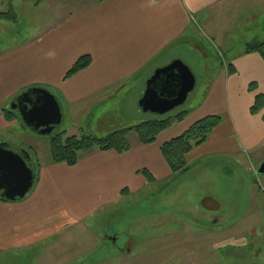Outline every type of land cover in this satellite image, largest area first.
Returning <instances> with one entry per match:
<instances>
[{"label": "crops", "instance_id": "0c3cea01", "mask_svg": "<svg viewBox=\"0 0 264 264\" xmlns=\"http://www.w3.org/2000/svg\"><path fill=\"white\" fill-rule=\"evenodd\" d=\"M255 1L254 8H246L244 0H83L64 9L40 38L14 51H0V109L27 86H46L67 110L92 96L115 93L131 77L151 75L173 59L184 60L172 53L195 44L190 32L195 31V20L219 40V30L228 28V21L237 26L243 17L255 23L264 0ZM82 55L90 56L89 65L63 79ZM224 67L210 77L205 99L189 107L183 120L160 132L154 142L141 144L137 136L131 141L128 135L130 148L125 152L92 149L79 153L73 166L50 160L40 165L37 181L23 198L0 200V256L39 251L49 240L56 242L102 208L151 183L143 171L153 180L170 176L161 145L207 115L218 113L221 122L186 155L187 163L224 156L239 162L242 154L264 149V108L250 111L255 95L264 94V59L244 52ZM0 111V129L18 122L6 121Z\"/></svg>", "mask_w": 264, "mask_h": 264}, {"label": "rangeland", "instance_id": "374dc122", "mask_svg": "<svg viewBox=\"0 0 264 264\" xmlns=\"http://www.w3.org/2000/svg\"><path fill=\"white\" fill-rule=\"evenodd\" d=\"M35 1H0V12L12 5L16 15L15 21L0 20V51H14L40 38L44 29L62 17L64 9L83 2ZM244 1L246 8L256 5L255 0ZM260 9L261 6L255 23L243 17L237 26L228 21L230 26L219 30L221 40L195 20V31L190 28L195 44L179 46L172 53L182 57L193 72L195 87L182 105L165 115L200 104L210 77L219 75L231 58L244 53L247 43L264 38V10ZM219 23L225 25L221 20ZM149 75L129 78L115 93L92 96L68 110L62 107L55 132L65 129L69 135L100 138L111 131L160 118L161 115L144 112L138 104ZM29 87L8 98L3 108ZM210 115L222 119L218 113ZM136 136L134 131L129 134L131 141ZM0 142H7L16 153L27 149L33 175L38 165L50 160V136L37 135L19 121L0 129ZM240 157V163L231 156L204 159L198 164L188 163L184 173L158 176L116 204L102 208L80 227L65 231L56 242L49 240L44 249L0 256V264H264V175L257 176L252 170L264 157V149ZM204 196L214 197L220 208L204 209L200 204ZM228 219L231 220L227 222Z\"/></svg>", "mask_w": 264, "mask_h": 264}, {"label": "water", "instance_id": "95a60500", "mask_svg": "<svg viewBox=\"0 0 264 264\" xmlns=\"http://www.w3.org/2000/svg\"><path fill=\"white\" fill-rule=\"evenodd\" d=\"M195 76L180 59L156 68L145 82L139 99L144 112L163 115L182 105L195 87ZM9 108L15 110L22 124L37 135H49L61 122L62 112L56 96L40 86H31L12 98ZM29 153L12 151L7 142H0V197L7 201L23 198L33 185L34 175ZM259 173H264V162ZM204 209L216 211L219 202L204 196Z\"/></svg>", "mask_w": 264, "mask_h": 264}, {"label": "trees", "instance_id": "16d2710c", "mask_svg": "<svg viewBox=\"0 0 264 264\" xmlns=\"http://www.w3.org/2000/svg\"><path fill=\"white\" fill-rule=\"evenodd\" d=\"M4 1V0H0ZM42 0H36V3H40ZM102 1V0H98ZM11 2V0H9ZM0 20L15 21L16 15L12 5L9 6L7 11L0 12ZM245 53L255 52L258 53L261 58L264 59V38L262 40H256L245 45ZM91 58L89 55L80 56L72 66L66 71L64 78L67 79L84 69L89 65ZM230 67V66H228ZM229 70H231L229 68ZM255 89V83L249 85V90ZM264 108V94H256L254 103L250 109L251 113H258ZM3 116L6 121L13 119H19V116L15 110H11L9 106L2 108ZM188 113V109L182 110L174 115H161L160 118L147 119L140 124L125 127L111 131L104 137H93L91 135H76L67 134L65 129H61L55 132L53 131L46 136H50V161L55 163H65L69 166H73L78 161V155L81 152L89 151L92 149L98 150H115L122 153L130 148L128 141V135L134 131L137 135V139L141 144H149L156 140L157 135L163 130L167 129L174 122H180ZM167 114V113H166ZM221 122L219 115H207L194 123H192L184 132L164 142L161 147V155L165 160L170 172L174 175H178L186 172L189 169V164L186 161V155L195 147L201 145L207 139L210 132ZM22 123V122H21ZM23 125V124H22ZM28 151V150H27ZM29 152V151H28ZM30 153V152H29ZM31 156V155H30ZM29 163L32 168V157H30ZM38 165L37 170L34 172L33 185L37 181L39 173ZM148 181L152 182L153 177L147 172L143 171ZM32 185V186H33ZM124 191V190H123ZM1 201H7L5 198H1ZM19 200V199H17Z\"/></svg>", "mask_w": 264, "mask_h": 264}, {"label": "flooded vegetation", "instance_id": "af4514ba", "mask_svg": "<svg viewBox=\"0 0 264 264\" xmlns=\"http://www.w3.org/2000/svg\"><path fill=\"white\" fill-rule=\"evenodd\" d=\"M263 162H264V157H262L260 160L257 161L256 164L253 165V169H252L253 170V173L256 174L257 176L264 175V173H259L258 172V170L261 168V165H262ZM213 221H215V219ZM225 224H226V222H225ZM261 224H263V228L261 229V231L263 230L262 232H263V237H264V215H263ZM252 264H255V263H252Z\"/></svg>", "mask_w": 264, "mask_h": 264}]
</instances>
